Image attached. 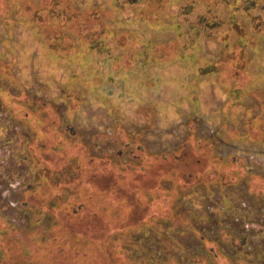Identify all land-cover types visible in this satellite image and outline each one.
Here are the masks:
<instances>
[{
    "label": "rangeland",
    "instance_id": "rangeland-1",
    "mask_svg": "<svg viewBox=\"0 0 264 264\" xmlns=\"http://www.w3.org/2000/svg\"><path fill=\"white\" fill-rule=\"evenodd\" d=\"M21 1L0 0L1 264H264V0H59L104 11V54Z\"/></svg>",
    "mask_w": 264,
    "mask_h": 264
},
{
    "label": "trees",
    "instance_id": "trees-1",
    "mask_svg": "<svg viewBox=\"0 0 264 264\" xmlns=\"http://www.w3.org/2000/svg\"><path fill=\"white\" fill-rule=\"evenodd\" d=\"M21 2L22 3H28L27 6L32 7V5L29 4L31 2L30 0H24ZM44 5H47L48 7H50V9L45 10V11H50V14H51L50 18H52V21L59 19V20H62L64 22H67V23L71 22L72 23L71 26L77 28V30H78V32H80L81 36L83 35L85 38H87L88 42L93 45V48L96 49L99 54H104L105 50L102 49V45L101 44L99 45V43L101 41L104 42L103 37L105 35H109V34H107L109 29L103 27L104 26L103 22L106 20L105 13L103 10L99 11V10H95V9L91 8V11L88 14L82 13L81 11H78L77 13H72L73 8H71L70 6H68V8H67L59 0H51L50 2L45 3ZM60 7H62V9H60ZM23 9H25V11L28 14H30L31 11H30V9L26 8V6ZM57 10L60 11V14L58 13L55 16V13H57ZM32 17H34V18H31V20L33 19L32 22L33 23L36 22L35 19H38V18L34 16V13H32ZM261 26L262 27L259 28V30L264 29V26L263 25H261ZM259 27H260V25H259ZM113 36L118 37V39L122 38L121 35L114 34ZM58 52H62V49L59 50ZM10 226H11V223H9V222L6 223V227H1V224H0V235L1 236L5 235V233L4 234L1 233V230H4L5 232H7L8 227H10ZM12 227H11V229H12ZM83 239H87V238L84 236ZM41 240L42 239H40V241ZM107 240H108V238H107ZM69 241L71 242V244L73 246H75L79 243H83L81 241L78 243H73L72 238L69 239ZM106 244H107L109 253H111V249H112L111 245H112V247L114 245L113 241L108 240ZM1 249H2V247H0V264L3 262L2 260L5 258V255H6V252L4 250H1ZM1 251H2V253H1ZM207 254H208L207 255L208 258L207 257H204V258L201 257L202 259L200 258L199 261H197L194 258L195 260H193V262H194L193 264H202V262L205 260H206V264H217V262H216V260L218 259L217 254H215L213 250H207ZM91 255H92L91 253L86 252L83 255V257L88 256L87 261H90ZM109 258H110V261L113 260L112 256H110ZM79 260H80V258L76 257L75 258L76 262L74 264H78ZM69 263L73 264L72 262H69Z\"/></svg>",
    "mask_w": 264,
    "mask_h": 264
}]
</instances>
